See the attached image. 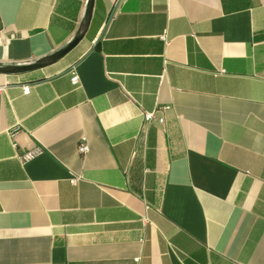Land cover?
<instances>
[{
  "label": "crops",
  "instance_id": "obj_1",
  "mask_svg": "<svg viewBox=\"0 0 264 264\" xmlns=\"http://www.w3.org/2000/svg\"><path fill=\"white\" fill-rule=\"evenodd\" d=\"M88 4L0 0V67ZM0 88V264H264V0H95Z\"/></svg>",
  "mask_w": 264,
  "mask_h": 264
},
{
  "label": "water",
  "instance_id": "obj_2",
  "mask_svg": "<svg viewBox=\"0 0 264 264\" xmlns=\"http://www.w3.org/2000/svg\"><path fill=\"white\" fill-rule=\"evenodd\" d=\"M94 2L95 0H89L88 4V10L85 18V22L82 24L80 31L75 36V38L63 49L55 52L54 54L43 58L41 60H38L37 62H34L32 64L28 65H19V66H8V67H0V73L2 74H14V73H22L32 70H37L40 68L47 67L51 64H54L58 60L65 57L68 53H70L85 37L90 23L92 19L93 14V8H94Z\"/></svg>",
  "mask_w": 264,
  "mask_h": 264
},
{
  "label": "built area",
  "instance_id": "obj_3",
  "mask_svg": "<svg viewBox=\"0 0 264 264\" xmlns=\"http://www.w3.org/2000/svg\"><path fill=\"white\" fill-rule=\"evenodd\" d=\"M165 38V37H163ZM72 84L74 86H78L80 84V77L77 73L76 67L72 68V78H71ZM5 88H0V94L3 92ZM31 88L29 86L24 87V94L28 95L30 94ZM145 122L150 123L151 121L155 120L156 114L154 112L152 113H146L145 116ZM161 123L164 122V119L159 120ZM9 137L11 140L14 138L15 130L9 131ZM14 147L17 148V144L14 143ZM78 151L81 155H86L90 152V146L87 144L85 140H83L78 147ZM44 153V149L42 147H35L23 154H18L19 159L23 164L28 163L30 161L35 160L36 158L40 157Z\"/></svg>",
  "mask_w": 264,
  "mask_h": 264
}]
</instances>
